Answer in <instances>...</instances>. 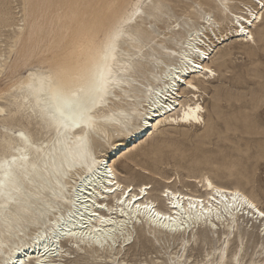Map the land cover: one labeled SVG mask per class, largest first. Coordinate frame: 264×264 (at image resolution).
I'll return each instance as SVG.
<instances>
[{
	"label": "bare ground",
	"instance_id": "bare-ground-1",
	"mask_svg": "<svg viewBox=\"0 0 264 264\" xmlns=\"http://www.w3.org/2000/svg\"><path fill=\"white\" fill-rule=\"evenodd\" d=\"M230 1L227 0L228 9ZM77 2L88 3L90 0H22L20 9L11 12L13 21L6 24L12 30V35L8 36L5 49L0 44L1 75L11 64L18 42L31 31L35 34L40 32L37 21L40 5L49 14L47 26L50 24L49 27L53 28L52 42L64 41L58 55L49 59V66L28 64L24 73L14 75L6 86L0 88V108L5 109V113L0 114V180L5 182L0 204L7 203L9 192L16 200L8 208L0 209V264H115L116 259L126 264L122 250L134 242L132 233L136 229L141 238L153 244L161 240L165 244L172 241L179 250L168 253V259L175 258L180 252L186 264H235L237 255L240 264H252L253 260L255 264H264V256L260 254L264 252V219L244 208L242 202L232 199V193L239 192L258 208H264V204L253 193L239 186L214 182L209 176L202 175L196 179L200 183L199 189L182 191L165 187L160 193L163 207L156 201L157 198L149 196L147 183L137 188L130 184L124 185L112 167L116 158L144 142L162 123H204V107L200 102L198 84L200 80L205 81L214 75L207 62L212 50L204 37L210 39L207 29L214 33L212 28L218 23L211 17L212 12L217 14V19L224 17L233 26L235 14L231 18L227 17L223 0H141L145 15L129 26L130 32L139 35V43L133 44L128 40L120 42L112 71L117 78L122 79V83L114 90L115 97L110 98V102L96 113V127L89 131L83 148L86 160L74 161V155L80 150L74 137L65 142V138L57 137L54 130L49 134L44 126L38 127L39 115H33L37 96L34 89L27 86L25 78L29 71L54 68L65 54L73 33L85 16V10L82 9L79 18H73L71 5ZM109 2L113 7L106 14L105 22L124 13L126 9L130 10L136 0ZM196 3L202 5V10L193 12L191 8ZM26 4L30 6L25 7ZM160 5L166 9L164 14L156 10ZM177 7L182 10L179 15L175 10ZM191 13L199 20L198 25H194L187 17L186 14ZM258 22L251 24L246 34L240 33L238 27L234 26L237 40L253 43L246 36H254L252 29ZM149 24L153 27H148ZM177 24L179 27H175ZM197 48L204 52L203 56L195 51ZM17 60H14V64ZM197 64L199 68L195 67ZM189 84L194 87L189 88ZM34 88L38 89L39 84ZM197 104L202 108L201 112L196 113L199 120L186 119V110L189 107L194 109ZM17 132L25 133L41 150L37 152L35 148H27L20 136L16 135ZM114 137L117 142L113 141ZM57 140L60 142L57 143ZM100 146L102 148L98 149ZM22 155H27L29 159H18L14 164L11 163L12 156ZM5 161L9 164H5ZM9 165L11 177L7 175ZM61 169L59 179L63 183L58 184L56 173ZM209 183L213 185L211 189ZM117 184L121 187L116 188ZM105 187L115 191L105 192ZM141 187L146 188L144 196H139ZM16 188L19 191H14ZM217 188L224 191L218 195L215 191ZM129 189L131 195L124 196L123 191ZM165 191L170 195L165 196ZM132 195L139 199L130 206L128 201ZM77 196L80 202L75 207L64 204V200H75ZM120 198L125 201L123 206L118 204ZM93 200L96 205L103 203L105 207H96ZM137 203H150L153 207L137 209ZM56 205L63 210L58 209L52 214L50 221L51 207ZM84 205L91 211H86ZM113 208L116 211H112ZM238 208L245 210L241 213V210L237 211ZM156 212L162 215L157 217L154 215ZM244 213H250L251 217L244 216ZM100 217L115 223H102ZM93 229L98 231L93 232ZM69 230L79 235H64ZM200 239L208 240L211 247L197 263L185 251L192 244L197 246ZM62 241L67 242L73 252L64 248ZM250 241L253 250L245 260L247 253L244 247ZM72 253H85V261H66V258L76 256Z\"/></svg>",
	"mask_w": 264,
	"mask_h": 264
},
{
	"label": "rangeland",
	"instance_id": "rangeland-1",
	"mask_svg": "<svg viewBox=\"0 0 264 264\" xmlns=\"http://www.w3.org/2000/svg\"><path fill=\"white\" fill-rule=\"evenodd\" d=\"M21 1L0 0L1 48L5 49L8 36L12 35L6 24L13 21L11 12L20 9ZM240 1H230L226 12L228 18L240 12ZM175 10L178 15L182 13L179 7ZM37 11L40 32L31 31L18 42L11 64L0 75V88L6 86L14 75L24 73L28 64L49 66V59L58 55L60 45H64L63 40L52 42L53 28L49 27L50 24L47 26L49 14L43 5ZM186 15L198 25L199 20L193 13ZM211 17L218 21L212 28L217 35L207 29L210 39H204L212 50L207 62L214 75L198 84L204 123H162L144 142L136 144L112 163L124 185L137 188L147 183L149 196L157 198L163 207L160 193L165 187L182 191L199 189L200 183L196 179L202 175L209 176L214 182L239 186L256 195L264 204V22L259 21L252 29L255 43H244L237 40L235 24H229L224 17L217 19L215 12ZM15 57L18 60L14 64ZM114 140L118 141L116 137ZM132 238L134 242L122 250L126 264H166L169 260L167 254L179 250L172 241L165 244L161 240L153 244L144 240L138 229L133 231ZM61 244L73 252L67 242ZM210 244L208 240L200 239L197 246L192 244L185 253L191 254V260L199 263ZM244 250L247 260L253 250L252 241ZM81 254L72 253L76 256L66 258V261L74 259L82 263L86 254Z\"/></svg>",
	"mask_w": 264,
	"mask_h": 264
},
{
	"label": "snow or ice",
	"instance_id": "snow-or-ice-1",
	"mask_svg": "<svg viewBox=\"0 0 264 264\" xmlns=\"http://www.w3.org/2000/svg\"><path fill=\"white\" fill-rule=\"evenodd\" d=\"M225 5V11H229L227 0H223ZM30 5L26 4L25 7ZM113 5L109 0H90L88 3L77 2L71 5L73 10V18H79L80 10H85V16L79 23L77 29L73 33L72 40L68 46L65 54L58 60L55 67L52 69L29 71L27 77V86L33 88L37 96V104L33 108V115H39L40 126H44L49 134L54 130L57 137L63 136L65 142L70 141L73 137L77 143V148L80 149L73 157V160L85 159L86 154L83 151L84 146L87 143L89 131L95 129L97 120L96 113L100 111L104 106L110 102V98L115 97V89L120 87L122 79L112 71V65L117 61L118 48L121 41L128 40L133 44L139 43V35L129 31V26L137 21L138 17L145 15L143 11L144 5L141 0H136V3L131 5L130 10L126 9L124 13L115 16L108 22H105V16L111 12ZM197 9L202 10V5L196 3L192 6L191 10L195 12ZM240 12L234 16V24L238 27L240 33H248L249 27L256 21L264 22V0H242L240 5ZM157 11L164 14L166 9L162 5L157 6ZM231 14V13H230ZM152 19V17H149ZM211 22V21H209ZM148 27H153L149 24ZM179 27V24L175 25ZM247 40L255 43V37L252 35L246 36ZM190 46V45H189ZM200 56L204 55L198 48L195 49ZM187 58V57H186ZM188 63H192L191 60ZM199 68L200 65H195ZM205 71H211L206 69ZM39 84V88H34L36 84ZM189 88H193L192 84L188 85ZM38 109V113H37ZM202 111L199 104L195 105V108L189 107L184 116L186 119L199 120L196 113ZM5 109L0 108V114H4ZM125 123V127H126ZM79 133V134H78ZM16 135L24 141L27 148H35L37 152L41 150L40 147L32 141V139L25 135L23 132H17ZM57 143L60 141L57 140ZM14 151L23 152L25 149H13ZM18 159L27 161L29 157L27 155L12 156L11 163L14 164ZM9 164L8 161L4 162ZM35 169V165L33 166ZM110 171V170H109ZM71 169H69V173ZM69 173H63L68 175ZM62 174V169L57 171V182L62 184L59 177ZM11 177V165H9V172L7 173ZM5 182L0 180V196H3V189ZM119 184L116 188H120ZM211 189L213 185L208 184ZM14 191H19L18 188ZM105 192H114L115 189L111 187H105ZM216 193L219 195L224 190L217 188ZM146 192L145 187L139 189V196H144ZM124 196L131 195V189L123 191ZM165 196L170 195L167 191ZM59 199V198H58ZM87 199V197L85 198ZM138 196L132 195L128 204L131 206L133 201H137ZM232 199L234 202H242L247 205L248 209L252 210L256 216L264 219V208H258L254 203L250 202L246 197L242 196L239 192L232 193ZM7 203L0 204V209H6L10 204L15 203L16 200L9 192L6 197ZM80 202V197L77 196L75 200H64V204H71L73 207ZM93 205L98 208H104L103 203L96 205L93 200ZM118 204L123 206L125 204L124 199H118ZM86 211L91 209L84 205ZM137 209L145 208L152 209V205L139 204L135 205ZM63 210L59 205L51 207V213L49 214V220L51 221V215L57 210ZM112 211H116L115 208ZM123 213V207H121ZM69 215H72L69 212ZM95 215V213H93ZM155 216L160 217L162 214L159 212L154 213ZM164 219H170L164 217ZM102 223H115V221L100 217ZM55 223V222H54ZM62 227V226H61ZM168 227L167 224L164 225ZM58 231V229H57ZM93 232L98 231L93 229ZM69 237H75L79 235L71 230L64 233ZM39 238V234H38ZM97 243L99 241L97 240ZM227 247V246H225ZM47 251V248L45 249ZM264 256V252L260 253ZM115 264H121L119 259H116ZM167 264H186L185 257L182 253L177 252V255L173 259H169ZM235 264H240L239 256L235 258ZM252 264H255L253 260Z\"/></svg>",
	"mask_w": 264,
	"mask_h": 264
}]
</instances>
